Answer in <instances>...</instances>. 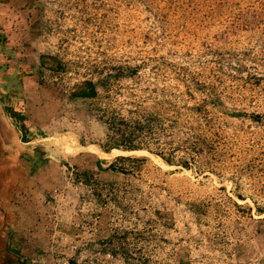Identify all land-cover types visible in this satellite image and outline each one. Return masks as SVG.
I'll use <instances>...</instances> for the list:
<instances>
[{"label":"rangeland","instance_id":"374dc122","mask_svg":"<svg viewBox=\"0 0 264 264\" xmlns=\"http://www.w3.org/2000/svg\"><path fill=\"white\" fill-rule=\"evenodd\" d=\"M3 1L27 74L9 103L43 189L61 190V253L44 264H264V0ZM119 63L138 74L72 95ZM202 98L207 143L188 169L98 147L100 113L166 125L170 102L184 114Z\"/></svg>","mask_w":264,"mask_h":264},{"label":"crops","instance_id":"0c3cea01","mask_svg":"<svg viewBox=\"0 0 264 264\" xmlns=\"http://www.w3.org/2000/svg\"><path fill=\"white\" fill-rule=\"evenodd\" d=\"M8 13L0 8V23L5 15L8 18ZM7 27L8 23L3 31H8ZM18 66L12 39L0 38V264H44L52 261L51 256L61 253V217L49 222V217H56L61 206V190L52 196L43 189L39 180L45 175L43 171H33L38 161H34V150L25 139L27 129L22 133L17 116L11 114L10 110H19L9 102L18 100L19 84L25 87L27 76L25 71L18 70ZM48 196L55 197L52 209L45 199ZM45 217H48L47 221Z\"/></svg>","mask_w":264,"mask_h":264},{"label":"trees","instance_id":"16d2710c","mask_svg":"<svg viewBox=\"0 0 264 264\" xmlns=\"http://www.w3.org/2000/svg\"><path fill=\"white\" fill-rule=\"evenodd\" d=\"M2 4L0 6H7L8 3L0 0ZM10 4V3H9ZM6 8V7H5ZM5 16L2 17V32L0 35L2 40L6 39V36L15 41L14 37L9 34L5 24ZM10 27V25L8 26ZM137 65L129 64H115L109 69V72L104 76L97 78L95 81L84 80L82 83L84 88L78 92L72 93L82 99L95 97L97 87H103L108 79H130L138 74ZM163 89H160L162 92ZM188 92V90L186 89ZM186 92V93H187ZM189 93V92H188ZM189 96L191 94H188ZM207 100L202 98L199 102H194L191 105H183V109L187 113H181L179 108L174 103H169L170 114L168 124L163 125L160 121L162 114L141 112L137 109L129 112V117L133 120H126L121 114L116 112H103L97 115L98 120L106 128V144L105 146H98L103 152L109 150H121V152H130L137 150H144L159 157L167 165H178L182 168L188 169L193 166L197 159L201 158L204 152V144L206 137L204 136L205 117L202 114L204 109V102ZM161 105L162 102L158 101ZM214 103L213 101L211 102ZM11 114L18 120L19 128L24 133L27 129L23 118L20 117L19 111L10 110ZM134 114L135 116H131ZM183 114V117H182ZM203 118L204 123L201 121ZM181 121V122H180ZM180 126L184 131L181 135L179 129ZM152 142V147L148 146L149 142ZM35 152V151H34ZM33 152V154H34ZM27 158L29 156H21ZM117 159H131L130 156H117ZM109 168H114V164H108ZM259 214L263 210H257ZM264 219V217H263Z\"/></svg>","mask_w":264,"mask_h":264},{"label":"built area","instance_id":"2783aa9c","mask_svg":"<svg viewBox=\"0 0 264 264\" xmlns=\"http://www.w3.org/2000/svg\"><path fill=\"white\" fill-rule=\"evenodd\" d=\"M107 256H108V254H107ZM60 260H61V257L59 259L58 258L56 259V261H60Z\"/></svg>","mask_w":264,"mask_h":264},{"label":"bare ground","instance_id":"6f19581e","mask_svg":"<svg viewBox=\"0 0 264 264\" xmlns=\"http://www.w3.org/2000/svg\"><path fill=\"white\" fill-rule=\"evenodd\" d=\"M128 153V152H127ZM122 155V154H121Z\"/></svg>","mask_w":264,"mask_h":264}]
</instances>
